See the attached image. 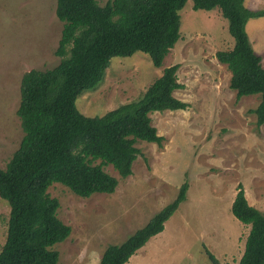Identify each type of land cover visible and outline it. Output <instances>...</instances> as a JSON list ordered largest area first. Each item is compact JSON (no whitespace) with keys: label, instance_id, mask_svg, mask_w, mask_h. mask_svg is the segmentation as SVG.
Returning a JSON list of instances; mask_svg holds the SVG:
<instances>
[{"label":"rangeland","instance_id":"obj_1","mask_svg":"<svg viewBox=\"0 0 264 264\" xmlns=\"http://www.w3.org/2000/svg\"><path fill=\"white\" fill-rule=\"evenodd\" d=\"M97 1L103 5L107 0ZM244 4L264 9V0ZM178 14L179 38L160 66L141 51L113 56L101 81L75 100L83 114L101 115L136 100L163 68L178 64L182 87L173 95L188 106L150 113L162 142L137 140L139 153L126 177L111 165L103 167L118 181L112 193L82 197L59 182L48 187L49 195L59 200L58 217L71 227L70 235L53 246L58 264H98L96 257L106 246L123 242L142 227L185 181L186 198L164 222L160 236L150 237L126 264H213L204 247L221 264H237L242 255L249 225L230 208L238 186L249 204L264 209V124L258 125L251 111L259 95L237 98L229 87L230 71L215 54L231 48L233 38L219 9H193L187 0ZM61 28L55 0H0L1 168L23 136L17 115L21 77L59 62L54 51ZM245 28L264 65V15L250 17ZM8 217V203L0 197V248Z\"/></svg>","mask_w":264,"mask_h":264},{"label":"trees","instance_id":"obj_2","mask_svg":"<svg viewBox=\"0 0 264 264\" xmlns=\"http://www.w3.org/2000/svg\"><path fill=\"white\" fill-rule=\"evenodd\" d=\"M187 0H55L62 22L54 53L59 62L45 69H30L20 82L17 115L23 136L5 168L0 167V197L9 206L0 264H58L53 246L65 240L71 227L57 214L59 200L48 187L59 182L73 193L88 197L112 193L117 179L104 170L111 165L121 177L132 173L139 149L137 140L161 144L163 137L151 123L150 113L184 109L188 103L173 95L182 87L178 64L163 68L136 100L119 104L101 115L89 116L75 104L84 89L103 78L113 56L146 53L153 66L179 38V14ZM193 9L217 7L228 20L233 46L218 50L217 60L230 71L229 87L236 97L259 95L251 111L264 124V65L253 49L245 25L264 9L251 10L244 0H192ZM98 162L96 163V161ZM183 182L175 198L154 213L123 242L109 244L98 264H126L186 198ZM231 203L233 216L249 225L237 264H264V210L249 204L241 185ZM213 264H221L204 247Z\"/></svg>","mask_w":264,"mask_h":264},{"label":"crops","instance_id":"obj_3","mask_svg":"<svg viewBox=\"0 0 264 264\" xmlns=\"http://www.w3.org/2000/svg\"><path fill=\"white\" fill-rule=\"evenodd\" d=\"M262 210H264V209H262ZM170 217H171V216H170ZM161 233H162V232L157 233V234H156L157 237L160 236ZM156 235H154V236H156ZM154 236H152L151 238H153ZM157 237H156V238H157ZM151 238H150V239H151ZM150 239H149V240H150ZM149 240H148L145 244H147L148 242H150ZM145 244L143 245V247H145ZM143 247H141V248H143ZM141 248H139L136 252H138L139 250H141ZM99 255H100V254H99ZM99 255H97L98 257H96L98 262H99V260H100V258H101V256H99ZM101 255H102V254H101ZM133 256H135V254H133L131 257H133ZM131 257H130V258H131ZM95 262H96V261H95ZM98 262H97V263H98Z\"/></svg>","mask_w":264,"mask_h":264}]
</instances>
